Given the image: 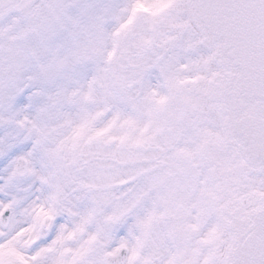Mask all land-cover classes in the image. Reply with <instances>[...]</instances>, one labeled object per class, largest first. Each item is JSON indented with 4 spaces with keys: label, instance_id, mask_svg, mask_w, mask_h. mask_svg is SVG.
Here are the masks:
<instances>
[{
    "label": "snow or ice",
    "instance_id": "snow-or-ice-1",
    "mask_svg": "<svg viewBox=\"0 0 264 264\" xmlns=\"http://www.w3.org/2000/svg\"><path fill=\"white\" fill-rule=\"evenodd\" d=\"M0 264H264V0H0Z\"/></svg>",
    "mask_w": 264,
    "mask_h": 264
}]
</instances>
